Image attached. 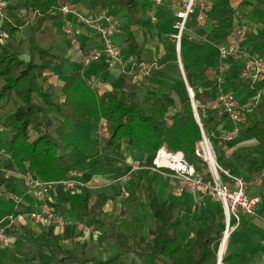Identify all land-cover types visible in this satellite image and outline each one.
<instances>
[{"label":"crops","instance_id":"obj_1","mask_svg":"<svg viewBox=\"0 0 264 264\" xmlns=\"http://www.w3.org/2000/svg\"><path fill=\"white\" fill-rule=\"evenodd\" d=\"M170 1L164 0L162 6L150 8L151 0H138L140 7H145L144 12L133 19H130L127 10L113 8L108 1L105 9L95 10L89 8L90 0L73 2L83 14L106 12L115 18L120 33L113 41L123 63L110 67L104 60L91 62L87 59L88 52L100 49L98 37L92 29L79 24V45H75L64 36L63 20L48 24V39L45 41L41 37L36 49L49 50L51 55L59 58L52 71L47 74L49 84L55 88L54 101H64L62 87L72 71L78 69L100 97L114 91H123L127 95L137 92L139 98H142L145 94L144 84L156 86L158 79H161L163 86L159 87L160 92L171 93L174 98L177 94L180 102H176V107L180 108L186 95L174 57L173 42L170 40L175 20ZM24 2L25 0H0V6L9 3L6 4V10L1 12L0 20L2 17L6 18L20 28L23 25L21 18L31 14L21 8ZM208 4L206 20L198 23L193 17L187 26L180 55L184 72L190 76L195 90L210 92L214 96L221 86L224 92L234 95L243 108H248L264 100V89L256 93L252 87L251 74L247 75L243 70L247 53L264 59V2L208 0ZM240 24H245L249 30L245 52L237 59H222L218 46L231 44ZM157 26L160 32L156 30ZM21 29L24 38H19L18 41L22 42L20 54L23 59V55L31 56L28 41L30 34L25 32V28ZM215 33L220 37L225 36L222 43L206 41L208 36ZM131 35L142 49L141 60L145 62L141 64L137 63V57L131 56L128 50L127 40ZM157 63L161 65L159 68ZM221 67L225 71L223 81L219 83ZM160 72L164 73L161 78L158 76ZM1 86L0 82V89ZM9 113V109L0 111V124ZM50 118L55 125V137L62 147L60 153L70 160L66 167L69 170L68 179L78 186L69 190L57 183L51 185L49 192L43 196L29 188L23 178L24 173L8 170L12 163L8 130L0 126V170L12 180L0 189V221L3 220V225L7 228L10 225L8 217L13 215L15 220L14 225L6 229V242L0 243V264H79L76 260L81 258L105 261L120 254L117 240L109 237L110 227L127 236L130 244L140 247L151 244L156 248L157 240L150 236L155 219L149 207L147 186L154 190L159 202L165 203L175 218L185 223L180 231V241L185 247L194 245L195 233L205 229L210 221L224 223L225 215L218 199L205 190L186 188L170 170L155 172L142 166L144 156L140 152L117 145L107 155L121 159L123 163L107 167L100 155L108 139L105 122L77 125L72 120L56 116L54 108H50ZM221 129L222 126L214 134L218 142L212 143L213 148H217L215 154L218 162L224 168L246 178L248 194L258 200V216L244 217L241 227L231 231L220 262L223 264L225 254H233L250 257L252 260L249 264H264V202L261 199L264 186L262 178L249 176L241 167L242 161L238 159L248 152H264V143L259 144L250 136L238 137L234 142L227 143L220 139ZM195 166L199 172H206L201 159H197ZM103 201L101 219L105 226L95 230L88 229L81 217L90 216L91 208ZM48 210L62 220L61 224L53 225V229L43 221ZM124 258L128 261L135 260L138 264H165L162 258L156 260L152 256L130 254Z\"/></svg>","mask_w":264,"mask_h":264},{"label":"trees","instance_id":"obj_2","mask_svg":"<svg viewBox=\"0 0 264 264\" xmlns=\"http://www.w3.org/2000/svg\"><path fill=\"white\" fill-rule=\"evenodd\" d=\"M117 9H125L130 19L141 15L145 7H140L138 0H90L89 8L105 9L106 2ZM264 2V0H258ZM65 0H25L21 8L33 15L34 22L29 27L31 59L26 63L21 58L22 42L17 40L20 28L6 18L0 26V111L10 110L9 115L0 126L8 130V146L11 165L8 167L13 173L36 175L48 184H57L68 179L69 170L66 168L69 159L61 154V144L55 137V125L50 118V108H54L55 115L74 121L77 125L83 123L99 124L105 122L108 139L100 152L107 167L122 164L123 161L107 155L117 145H124L132 151L143 154L141 163L151 168L157 152L165 148L171 152H181L191 164H196L195 150L202 140L200 126L196 120L190 98L176 107V99L171 93L160 92L163 86L158 79L156 86L144 84L145 94L139 98L134 92L127 95L123 91H114L100 97L81 70H73L69 79L62 87L64 101H54L55 88L49 84L47 74L59 61V58L49 53V50L36 49L38 42L48 34V24L63 20L61 8ZM42 37V38H41ZM218 33L206 38L207 42L220 41ZM2 40L8 41L6 45ZM43 40V39H42ZM130 55L137 57L141 64L142 49L137 46L131 35L127 40ZM158 76H162L159 74ZM188 83L194 92L197 113L206 135L213 144L218 140L214 133L218 123L209 120L202 106L213 100L210 92H199L194 89L190 76L186 72ZM256 93L264 89V79L255 83ZM250 136L257 143H264V100L259 101L254 109L246 113V120L240 126L239 137ZM241 167L249 176L262 178L264 186V152H248L238 158ZM164 170V169H163ZM161 171V170H160ZM12 182L0 170V189ZM149 207L153 213L155 223L150 230V236L157 240V247L151 244L140 247L130 244L124 234L109 228V237L117 240L120 254L100 261L90 258L77 259L79 264H138L128 261L126 255L152 256L165 264H217L218 243L222 240L225 223L210 221L203 230H198L194 237L195 243L185 247L180 241V231L184 222L174 217L165 203H160L154 190L146 187ZM264 202V188L261 192ZM103 202H98L90 210V216H82L88 229L104 227ZM53 229V226H51ZM51 233V232H50ZM75 259V258H74ZM251 258L244 255L225 254L223 264H249Z\"/></svg>","mask_w":264,"mask_h":264},{"label":"built area","instance_id":"obj_3","mask_svg":"<svg viewBox=\"0 0 264 264\" xmlns=\"http://www.w3.org/2000/svg\"><path fill=\"white\" fill-rule=\"evenodd\" d=\"M76 0H65L61 8L63 17L64 36L75 45H79L78 35L80 34L78 25H83L93 30L99 40V50L88 52L87 59L91 62L104 60L110 67L121 65L122 59L118 47L113 38L120 33L118 23L115 18L106 12L83 14L74 6ZM164 0H151L150 8L162 6ZM1 7V6H0ZM170 8L174 11L175 20L173 22L174 33L171 38L174 39L177 62L182 71L186 82L190 100L194 101V92L188 85L186 74L181 62V44L187 26L193 17L198 23L206 20L209 12L208 0H171ZM0 20V26L2 23ZM248 27L245 24L240 25L236 31L235 40L228 46H218L219 56L222 59L239 58L245 52V42L248 36ZM1 36V31H0ZM243 70L247 75L251 74L253 85L264 79V59L255 54L247 53ZM224 67L220 68L218 82L221 83ZM258 103V102H257ZM243 108L236 97L230 93L224 92L221 86L217 88V94L213 100L202 106L204 115L209 120L218 123L220 130V139L224 142H234L239 137L240 126L246 120V113L251 112L255 105ZM194 107L197 105L194 101ZM198 124L202 133V140L196 147L195 155L201 159L206 166V172L198 171L194 164L187 161L181 152H171L165 148L160 149L149 168L151 171L158 172L163 169L170 170L182 181L186 188L192 190H205L209 195L218 199L224 211L225 231L222 240L228 238L231 231L241 227L244 217L254 218L258 216V200L248 194L246 178L240 174L224 168L217 159L213 144L205 133L197 113ZM217 128V129H218ZM105 131V130H102ZM217 131H215L216 133ZM214 133V134H215ZM27 186L38 192L40 196L46 195L51 189V185L31 174H23ZM62 186L69 190H74L78 184L69 179L60 182ZM35 218V216H33ZM9 228L14 225V216L8 217ZM43 221L48 226L61 224V218L51 211H46ZM4 221H0V243L6 242V228Z\"/></svg>","mask_w":264,"mask_h":264},{"label":"rangeland","instance_id":"obj_4","mask_svg":"<svg viewBox=\"0 0 264 264\" xmlns=\"http://www.w3.org/2000/svg\"><path fill=\"white\" fill-rule=\"evenodd\" d=\"M2 4H3V3H2ZM6 4H9V3H6ZM6 4L0 7V14H1V12H4V11L6 10V8L8 7V5L6 6ZM23 14H24V11H23ZM21 19H22L21 23H22L23 25H21V27H20V31H19V33L17 34V40H18L19 38H21V39L24 38V34H23V31H22L21 28H25V32L28 33V32H29V27H30V25H31V22H34V19L31 18V14H30V15H27V16L21 18ZM14 24H15V23H14ZM240 25H242V24H240ZM240 25H239L238 27H240ZM17 27H18V26H17ZM156 30H158V31L160 32L158 26H157ZM47 39H48V35L45 36V37H43V40L46 41ZM66 39H67V38H66ZM170 40L173 42L172 46H173V50H174V57L176 58V62H177V56H176V51H175V43H174V39H170ZM7 42H8V41L5 40V43H6V44H7ZM5 43H4V44H5ZM22 48H23V46H22ZM22 48H21V50H22ZM30 53H31V51H30ZM30 59H31V56L23 55V59H22V60H24L26 63H28V62L30 61ZM151 64H152V63H151ZM176 64H177V66L179 67V72H180V74H181V75H180V76H181V77H180V80H181L182 85H183V88H184V93H185L186 97L189 98V92H188V89H187L186 82H185V80H184V78H183L182 71H181V69H180V66L178 65V62H177ZM156 66L159 68V66H161V65H160V63H157ZM156 66H155V67H156ZM151 67H152V66H151ZM153 67H154V66H153ZM153 67H152V68H153ZM160 73L164 75V73H162V72H160ZM186 80H187V77H186ZM187 83H188V80H187ZM188 85H189V83H188ZM189 86H190V85H189ZM192 90H193V89H192ZM250 97H252V94H250ZM175 99H176L177 104H179V102H180V97H179L177 94L175 95ZM216 150H217V148L214 147V151H216ZM220 243H221V242H220Z\"/></svg>","mask_w":264,"mask_h":264},{"label":"bare ground","instance_id":"obj_5","mask_svg":"<svg viewBox=\"0 0 264 264\" xmlns=\"http://www.w3.org/2000/svg\"><path fill=\"white\" fill-rule=\"evenodd\" d=\"M226 242L227 240H223L220 244V249H219V254L222 256L225 252V249H226ZM218 264H222L221 262H219Z\"/></svg>","mask_w":264,"mask_h":264},{"label":"water","instance_id":"obj_6","mask_svg":"<svg viewBox=\"0 0 264 264\" xmlns=\"http://www.w3.org/2000/svg\"><path fill=\"white\" fill-rule=\"evenodd\" d=\"M190 101H191L192 107H193V109H194V113H195L196 120H197V122H198L197 110H196L195 107H194V101H192V100H190ZM218 258H219V262H220V261H221V255H220V254L218 255Z\"/></svg>","mask_w":264,"mask_h":264}]
</instances>
